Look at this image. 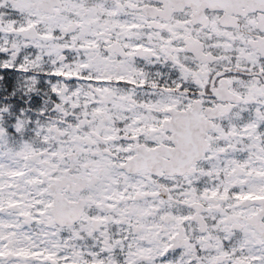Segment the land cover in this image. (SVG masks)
<instances>
[{
	"label": "snow or ice",
	"instance_id": "snow-or-ice-1",
	"mask_svg": "<svg viewBox=\"0 0 264 264\" xmlns=\"http://www.w3.org/2000/svg\"><path fill=\"white\" fill-rule=\"evenodd\" d=\"M0 264H264V0H0Z\"/></svg>",
	"mask_w": 264,
	"mask_h": 264
}]
</instances>
